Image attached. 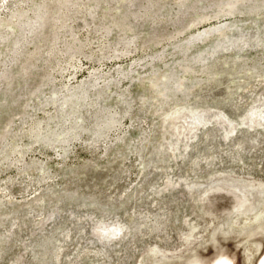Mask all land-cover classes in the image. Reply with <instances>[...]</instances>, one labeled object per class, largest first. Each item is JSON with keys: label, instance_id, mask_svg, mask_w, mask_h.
Instances as JSON below:
<instances>
[{"label": "rangeland", "instance_id": "rangeland-1", "mask_svg": "<svg viewBox=\"0 0 264 264\" xmlns=\"http://www.w3.org/2000/svg\"><path fill=\"white\" fill-rule=\"evenodd\" d=\"M243 195L264 0H0V264H264Z\"/></svg>", "mask_w": 264, "mask_h": 264}, {"label": "bare ground", "instance_id": "bare-ground-1", "mask_svg": "<svg viewBox=\"0 0 264 264\" xmlns=\"http://www.w3.org/2000/svg\"><path fill=\"white\" fill-rule=\"evenodd\" d=\"M145 217H147V216H145ZM227 226H228L226 228L227 230L231 229V231L234 230V231L241 232V233L242 232L256 233V231H264V197L263 198H258L255 201H252L248 197L244 196L243 199L240 202V205H237L235 207L234 215H232L231 219L228 220ZM155 230L158 231V229H155ZM252 245H253V247H255L256 253L259 252L260 245L257 244V243L256 244L254 243ZM60 249H61V247H60ZM159 249L160 248H159V246L157 244L150 245L148 247V250H150L152 252H155V251H157ZM60 251L57 253L58 255L60 254ZM93 255L94 256L98 255V257L100 259H103V258L105 259L106 258L105 253L101 249L94 250L93 251ZM248 255L249 254H247L246 259L250 260V257ZM58 257L59 256H57V258H56L57 262L59 261ZM96 261H98V260H96ZM109 261L107 259L108 263H106L105 261H103V262L102 261L101 262L98 261L95 264H114V263L109 262ZM113 262H115V261H113ZM119 262H117L116 264H119Z\"/></svg>", "mask_w": 264, "mask_h": 264}]
</instances>
